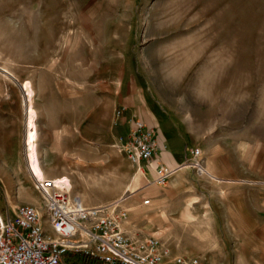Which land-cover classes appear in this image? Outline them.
<instances>
[{
    "label": "rangeland",
    "instance_id": "obj_1",
    "mask_svg": "<svg viewBox=\"0 0 264 264\" xmlns=\"http://www.w3.org/2000/svg\"><path fill=\"white\" fill-rule=\"evenodd\" d=\"M0 66L31 96L0 71L1 216L32 192L43 207L29 167L128 207L115 115L135 86L202 151L172 230L183 251L156 236L207 264H264V0H0Z\"/></svg>",
    "mask_w": 264,
    "mask_h": 264
},
{
    "label": "built area",
    "instance_id": "obj_2",
    "mask_svg": "<svg viewBox=\"0 0 264 264\" xmlns=\"http://www.w3.org/2000/svg\"><path fill=\"white\" fill-rule=\"evenodd\" d=\"M116 146L143 174L158 150L157 131L134 116L129 132L118 136ZM191 152L189 164L199 169L202 151ZM177 169L157 165V184L167 185ZM32 171L44 205L26 203L0 215V264H207L199 255L174 253L157 236H128L123 222L129 211L119 209L118 202L87 206L80 196L71 195L67 176L44 177Z\"/></svg>",
    "mask_w": 264,
    "mask_h": 264
},
{
    "label": "crops",
    "instance_id": "obj_3",
    "mask_svg": "<svg viewBox=\"0 0 264 264\" xmlns=\"http://www.w3.org/2000/svg\"><path fill=\"white\" fill-rule=\"evenodd\" d=\"M134 87L135 86H133V94L131 90V92L122 99V105L116 109V112H121L119 116H117V114L115 115V123L120 131L118 136L125 135L129 132L131 120L134 116H137L149 127H154L156 129L158 150L155 156L146 162L147 168L143 174L137 173L135 169V174L132 177L131 183L132 200L128 203L129 206L126 207L132 211V215L130 217L128 215L127 219L123 222V227L126 234L132 238H136L140 235L155 234L154 236H156V234L160 232L161 235L159 236L172 239L175 248L181 252L183 250L175 244V240L180 239V236L173 234L172 230L175 224L181 222L180 212L183 211L184 200L187 201L194 198V194L199 191L197 184L193 182L198 174H195L192 165L189 164L190 160L193 158L190 142L186 139V136L182 134L181 129L174 123L173 119L151 103L141 90ZM25 118V113H22V120L26 126ZM23 129L25 133L26 127ZM159 164L166 165L170 168H178L171 177L170 183L168 182L165 186L157 184L155 180V168ZM44 174H47L49 177L60 176L58 173L48 171H46V173L44 172ZM214 177L216 176L214 175ZM31 194L32 195L28 198L29 202H31V204H37L38 206L41 201L37 193L32 192ZM80 196L83 202L90 207L109 205L101 201H92L86 196H82V194ZM145 198H150V204H144V200L142 201V199ZM123 199L124 198H120L115 202H118L120 205ZM176 200H181V203H175ZM194 202L195 201H193V203ZM143 207L147 209L144 210ZM173 209L175 213L177 212L176 215L171 214L172 212L174 213ZM142 223L144 224L142 225ZM153 228L156 229L153 230ZM149 231H154L155 233H147ZM170 232H172V234ZM159 236L157 235V237ZM159 238L161 239V237ZM170 245L168 246L170 247ZM171 250L176 254H185L175 252L172 248Z\"/></svg>",
    "mask_w": 264,
    "mask_h": 264
},
{
    "label": "bare ground",
    "instance_id": "obj_4",
    "mask_svg": "<svg viewBox=\"0 0 264 264\" xmlns=\"http://www.w3.org/2000/svg\"><path fill=\"white\" fill-rule=\"evenodd\" d=\"M21 88L23 90V93H24L26 101H31V96L27 93V89L23 88V85H22ZM32 113H33L32 106L30 104H27V110H26V131H25V149H27L28 151H30L33 154V153H35V151H34V149H35V146H34V137H35L34 133L35 132L32 130V128L34 126L33 122H32ZM33 158H34V155H33ZM182 167H180V168H182ZM29 170L31 171V173H33L32 169H30V167H29ZM33 170L36 172V169H33ZM36 173L39 174V175H42L41 173H38V172H36Z\"/></svg>",
    "mask_w": 264,
    "mask_h": 264
},
{
    "label": "water",
    "instance_id": "obj_5",
    "mask_svg": "<svg viewBox=\"0 0 264 264\" xmlns=\"http://www.w3.org/2000/svg\"><path fill=\"white\" fill-rule=\"evenodd\" d=\"M0 71H1L3 74H5V75L9 76L10 78L14 79V80L20 85V87H22V83H20V82L16 79V77H15L14 75H12L9 71L5 70V69H4L3 67H1V66H0Z\"/></svg>",
    "mask_w": 264,
    "mask_h": 264
},
{
    "label": "trees",
    "instance_id": "obj_6",
    "mask_svg": "<svg viewBox=\"0 0 264 264\" xmlns=\"http://www.w3.org/2000/svg\"><path fill=\"white\" fill-rule=\"evenodd\" d=\"M0 186H1V183H0Z\"/></svg>",
    "mask_w": 264,
    "mask_h": 264
}]
</instances>
